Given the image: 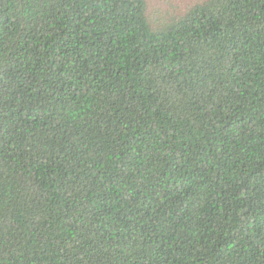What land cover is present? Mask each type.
<instances>
[{
	"label": "trees",
	"instance_id": "obj_1",
	"mask_svg": "<svg viewBox=\"0 0 264 264\" xmlns=\"http://www.w3.org/2000/svg\"><path fill=\"white\" fill-rule=\"evenodd\" d=\"M0 264H264V0H0Z\"/></svg>",
	"mask_w": 264,
	"mask_h": 264
},
{
	"label": "rangeland",
	"instance_id": "obj_2",
	"mask_svg": "<svg viewBox=\"0 0 264 264\" xmlns=\"http://www.w3.org/2000/svg\"><path fill=\"white\" fill-rule=\"evenodd\" d=\"M153 16L159 13L177 14L185 11L198 0H147Z\"/></svg>",
	"mask_w": 264,
	"mask_h": 264
}]
</instances>
